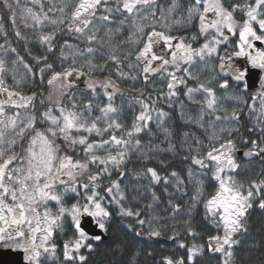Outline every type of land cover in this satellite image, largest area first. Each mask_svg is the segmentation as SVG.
Returning <instances> with one entry per match:
<instances>
[{
	"label": "snow or ice",
	"instance_id": "6c2138e0",
	"mask_svg": "<svg viewBox=\"0 0 264 264\" xmlns=\"http://www.w3.org/2000/svg\"><path fill=\"white\" fill-rule=\"evenodd\" d=\"M253 210L264 0H0V249L264 264Z\"/></svg>",
	"mask_w": 264,
	"mask_h": 264
},
{
	"label": "trees",
	"instance_id": "16d2710c",
	"mask_svg": "<svg viewBox=\"0 0 264 264\" xmlns=\"http://www.w3.org/2000/svg\"><path fill=\"white\" fill-rule=\"evenodd\" d=\"M198 211L202 212V208L199 209ZM197 219H199V216H197ZM252 224L254 225L252 229V236L257 239L264 238V232L257 234V230L264 227V216H262L259 210H253ZM170 243H171L170 241H166L164 239H158L155 242L146 240L143 246L146 250L147 249L154 250L157 260H158L160 256L169 254ZM161 248H163V251H161ZM258 255H259L258 252L255 253L253 258L255 259L256 257H258ZM149 264H151V262H149Z\"/></svg>",
	"mask_w": 264,
	"mask_h": 264
},
{
	"label": "water",
	"instance_id": "95a60500",
	"mask_svg": "<svg viewBox=\"0 0 264 264\" xmlns=\"http://www.w3.org/2000/svg\"><path fill=\"white\" fill-rule=\"evenodd\" d=\"M0 264H23L22 254L0 249Z\"/></svg>",
	"mask_w": 264,
	"mask_h": 264
}]
</instances>
